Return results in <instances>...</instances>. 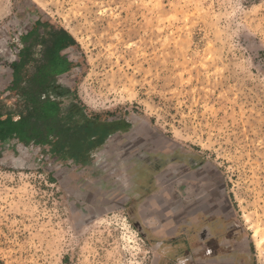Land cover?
Instances as JSON below:
<instances>
[{
    "label": "rangeland",
    "instance_id": "rangeland-1",
    "mask_svg": "<svg viewBox=\"0 0 264 264\" xmlns=\"http://www.w3.org/2000/svg\"><path fill=\"white\" fill-rule=\"evenodd\" d=\"M39 20L78 43L52 94L64 118L90 125L84 144L95 124L105 138L78 158L0 141V264H183L136 208L146 188L199 187L201 169L247 238L245 261L264 264V0H0L8 107L20 39Z\"/></svg>",
    "mask_w": 264,
    "mask_h": 264
},
{
    "label": "crops",
    "instance_id": "crops-1",
    "mask_svg": "<svg viewBox=\"0 0 264 264\" xmlns=\"http://www.w3.org/2000/svg\"><path fill=\"white\" fill-rule=\"evenodd\" d=\"M42 22L48 24L46 30H51L50 27L55 30L62 28L76 40L66 28ZM35 27L36 24L21 37L18 57L26 45L24 37ZM40 29L44 31L45 28ZM76 46L70 44L60 51V56L72 65L70 70L56 77L57 82L72 71L71 52ZM35 50L38 55L43 52L44 46L38 44ZM6 119L5 111H0V141L19 142L17 135L9 132L4 122ZM19 119L20 116H13V121ZM196 175L206 177L199 187L183 181L176 189L167 188L169 185L166 183L158 185V190H143V200L136 208L137 221L147 229L153 241L161 243L160 248L163 246L167 255H178L183 264H248L244 259L249 254L247 238L236 222L223 190H217V186L209 180L212 176L207 170L201 169ZM195 195L197 197L193 198ZM169 197L176 200L173 205H170ZM158 264H169L163 261L162 253Z\"/></svg>",
    "mask_w": 264,
    "mask_h": 264
},
{
    "label": "trees",
    "instance_id": "trees-1",
    "mask_svg": "<svg viewBox=\"0 0 264 264\" xmlns=\"http://www.w3.org/2000/svg\"><path fill=\"white\" fill-rule=\"evenodd\" d=\"M47 25L41 20L37 21V27L24 37L26 45L18 60L12 64V85L8 90L16 93L19 104L0 106L7 108V119L4 122L9 132L17 135L21 144L51 145L55 149L72 152L78 158L86 152L85 144H100L105 137L100 126L95 124L90 134L93 141L85 140L84 144L80 135L86 134L90 125L76 127L72 121H67L61 104L52 96L56 77L70 70L72 65L60 56V51L67 45H77V42L64 29L55 30L50 27L48 31ZM42 27L44 31H41ZM38 44H42L44 50L37 55L35 47ZM17 115L20 119L13 121V116Z\"/></svg>",
    "mask_w": 264,
    "mask_h": 264
},
{
    "label": "bare ground",
    "instance_id": "bare-ground-1",
    "mask_svg": "<svg viewBox=\"0 0 264 264\" xmlns=\"http://www.w3.org/2000/svg\"><path fill=\"white\" fill-rule=\"evenodd\" d=\"M257 234H258V231L255 232V236H257ZM258 244L261 245L262 244V241H259Z\"/></svg>",
    "mask_w": 264,
    "mask_h": 264
}]
</instances>
